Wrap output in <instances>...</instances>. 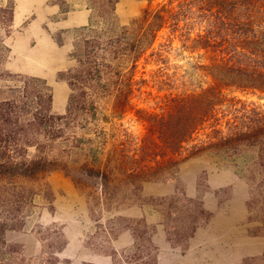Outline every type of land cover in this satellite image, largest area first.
<instances>
[{
	"label": "rangeland",
	"instance_id": "rangeland-1",
	"mask_svg": "<svg viewBox=\"0 0 264 264\" xmlns=\"http://www.w3.org/2000/svg\"><path fill=\"white\" fill-rule=\"evenodd\" d=\"M41 1L0 0V264H264L261 169L207 154L146 169L161 160L146 150V112L203 79L204 52L187 42L238 30L239 0H210L221 13L181 0L179 32L167 25L148 51L144 13L180 1L89 0V26L48 54L27 42L52 5ZM119 88L130 93L117 116ZM234 96L264 114V93Z\"/></svg>",
	"mask_w": 264,
	"mask_h": 264
},
{
	"label": "trees",
	"instance_id": "trees-1",
	"mask_svg": "<svg viewBox=\"0 0 264 264\" xmlns=\"http://www.w3.org/2000/svg\"><path fill=\"white\" fill-rule=\"evenodd\" d=\"M177 1H180L178 11L166 5L156 12L146 10L142 18L146 23V45L143 44L142 49L148 51L155 43L157 33L167 25L179 32V19L184 16L186 7L183 5L186 3ZM205 2L210 4V11L222 12L221 6L214 4L212 7L210 0ZM235 8V11L243 12L239 14L243 20L239 22L238 30L231 33L230 25L225 23L222 31L219 29L213 38L211 31L193 39L192 46L187 42L185 48L190 53L196 52V45L204 52L198 54L204 65L196 63L195 67L206 72L201 76L203 79L195 78L192 89L181 88L160 108V114L146 112V150L161 159L155 161L153 167H146L153 173L155 169L170 165L172 155H186L185 161L202 154L217 156L236 165L251 163L264 173V114L238 110L235 103L241 101L234 96L235 93H264V0H239ZM224 22L226 18L222 20ZM133 44L132 50L138 48L137 43ZM120 92L124 102L117 107L122 109L117 116L127 109L130 88H122ZM95 173V178L106 186L109 176Z\"/></svg>",
	"mask_w": 264,
	"mask_h": 264
},
{
	"label": "crops",
	"instance_id": "crops-1",
	"mask_svg": "<svg viewBox=\"0 0 264 264\" xmlns=\"http://www.w3.org/2000/svg\"><path fill=\"white\" fill-rule=\"evenodd\" d=\"M41 2V4L51 3L52 5L39 9L27 42L42 45L46 54L53 52L51 46L55 44L56 35L87 27L91 23L93 11L89 0H42ZM64 2L72 5V8L63 11ZM46 24L47 27H44ZM67 42L69 40H66L64 44Z\"/></svg>",
	"mask_w": 264,
	"mask_h": 264
}]
</instances>
